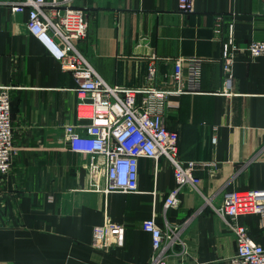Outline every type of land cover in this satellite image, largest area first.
<instances>
[{
	"label": "crops",
	"instance_id": "1",
	"mask_svg": "<svg viewBox=\"0 0 264 264\" xmlns=\"http://www.w3.org/2000/svg\"><path fill=\"white\" fill-rule=\"evenodd\" d=\"M86 13L88 36L77 46L110 83L168 86L178 56L203 60L201 91L169 97L166 126L179 134V157L200 160V183L182 185L178 207L165 203L176 186L169 161L141 157L138 190L105 193L90 186L88 156L69 149L65 127L85 133L73 74L63 70L27 28L28 7L0 0V85L12 89L16 155L0 176V264H148L152 237L142 227L156 214L162 228L180 226L181 242L168 263L227 264L235 235L215 207L233 189L264 188V56H237L234 95L222 93V44L235 20L240 45L264 40L262 0H75ZM105 214L123 225L124 242L110 251L92 246ZM264 245L263 218L241 216Z\"/></svg>",
	"mask_w": 264,
	"mask_h": 264
},
{
	"label": "built area",
	"instance_id": "2",
	"mask_svg": "<svg viewBox=\"0 0 264 264\" xmlns=\"http://www.w3.org/2000/svg\"><path fill=\"white\" fill-rule=\"evenodd\" d=\"M75 0H20L28 7L27 28L60 64L70 71L77 83L78 113L89 119L85 133L77 125L65 127L69 149L87 155L89 183L97 191L136 192L138 190L139 159L166 158L171 164L176 186L166 199V207H178L182 185H197L195 171L206 163L182 160L179 157V134L165 124L169 97L201 91L203 60L197 56H178L168 86L152 83L157 74V55L152 54L146 83L126 86L110 83L95 69L78 48L79 41L88 36L86 13ZM181 12L194 10V0H179ZM264 14V0H262ZM235 20L228 23L227 36L222 44L224 86L222 93L236 94L233 64L239 55L264 56V40H252L240 45L235 37ZM0 85V176L11 171L17 149L12 116V89ZM215 210L235 235L237 251L227 264H264V245L249 234L248 227L239 221L241 216L258 214L264 221V188L233 189L224 193L223 202ZM264 224V222H263ZM143 229L152 237L153 253L148 264H169L168 255L180 243V226L168 224L162 228L156 214L146 219ZM123 225L105 214L104 222L93 229L92 246L102 251L121 246ZM181 264H206L203 262Z\"/></svg>",
	"mask_w": 264,
	"mask_h": 264
},
{
	"label": "trees",
	"instance_id": "3",
	"mask_svg": "<svg viewBox=\"0 0 264 264\" xmlns=\"http://www.w3.org/2000/svg\"><path fill=\"white\" fill-rule=\"evenodd\" d=\"M12 108H13V104H12Z\"/></svg>",
	"mask_w": 264,
	"mask_h": 264
}]
</instances>
